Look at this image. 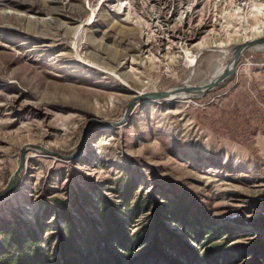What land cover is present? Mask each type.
<instances>
[{"label": "rangeland", "instance_id": "obj_1", "mask_svg": "<svg viewBox=\"0 0 264 264\" xmlns=\"http://www.w3.org/2000/svg\"><path fill=\"white\" fill-rule=\"evenodd\" d=\"M6 12L23 16L0 18V218L51 222V234L43 203L57 197L101 223L97 193L118 201L128 182L145 195L185 194L192 217L249 236H228L230 249L256 238L264 51H245L203 96L189 91L264 38V0H23L2 4ZM163 92L113 125L132 100ZM137 221L133 231L146 223ZM165 226L204 250L179 222Z\"/></svg>", "mask_w": 264, "mask_h": 264}, {"label": "trees", "instance_id": "obj_2", "mask_svg": "<svg viewBox=\"0 0 264 264\" xmlns=\"http://www.w3.org/2000/svg\"><path fill=\"white\" fill-rule=\"evenodd\" d=\"M126 183L116 193L118 201L97 193L92 214L101 223L79 203L57 197L43 203L46 215L56 220L57 230L51 234L47 230L51 222L37 219L33 225L17 215L11 220L0 218V264H264V212L252 222L256 238L241 250L230 249L224 240L228 236H249L234 235L231 224L192 217L185 194L155 197L138 192L137 184ZM75 205L76 216L71 210ZM142 217L145 225L133 231ZM166 220L179 222L204 250L167 228Z\"/></svg>", "mask_w": 264, "mask_h": 264}, {"label": "water", "instance_id": "obj_3", "mask_svg": "<svg viewBox=\"0 0 264 264\" xmlns=\"http://www.w3.org/2000/svg\"><path fill=\"white\" fill-rule=\"evenodd\" d=\"M262 43H264V38L257 39V40H255L253 42H249V43L242 44L237 49V51L235 53V58H234V61L232 63V69H230L227 72H225L223 74V76L216 83H213V84L209 85L208 87H206L204 89H200L199 91L202 92V95L201 96H203L204 94H206L207 92H209L210 90H212L213 88H215L219 83H222L223 81H225L226 79H228L229 77H231L234 74L235 69H236V66L239 63V60L243 56L244 52L247 49H249L251 46H253L255 44H262ZM165 95H166L165 92L159 93V94H153V95L152 94H147V95H143V96H140V97L132 100L131 103L128 105L127 109H126V113H125L124 119L121 122L113 123V125L122 124L130 116L131 111H132L134 105L137 103V101L144 100V99H148V98L162 100V99L165 98ZM15 183H16V175L14 177H12L11 183H10L9 188L7 189L6 192H9L13 188V186H15Z\"/></svg>", "mask_w": 264, "mask_h": 264}, {"label": "bare ground", "instance_id": "obj_4", "mask_svg": "<svg viewBox=\"0 0 264 264\" xmlns=\"http://www.w3.org/2000/svg\"><path fill=\"white\" fill-rule=\"evenodd\" d=\"M14 1V2H13ZM23 3V0H5V4H9L10 5V3H14V4H18L19 5V3ZM4 3H1L0 2V6L2 5V4H4ZM3 16L5 17H7V18H11V17H16V16H23V15H21V14H16V12H6L5 14H3V13H0V18L2 17L3 18ZM5 17V18H6ZM17 18V17H16ZM241 46V45H240ZM239 46V47H240ZM239 47H237L234 51L232 50L231 51V53L233 52V57L235 58V53H236V51H237V49L239 48ZM250 50H256V51H264V43H262V44H255V45H253V46H251L250 48H249ZM248 50V49H247ZM246 50V51H247ZM225 52V51H224ZM234 58L232 59V62H231V64L228 66V67H226V68H223V67H220L214 74H213V76L211 77V79H210V81L208 82V83H206L203 87H201L200 89H204V88H206V87H208L209 85H211V84H213V83H216L222 76H223V74L225 73V72H227L228 70H230V69H232V63H233V61H234ZM192 77L190 76V79H189V84L188 83H186L184 86H182V88H181V90L182 91H184V92H186L187 90H190V89H188V88H191L189 85H190V81L192 80L191 79ZM193 89V88H192ZM200 89H198L197 91H196V89L194 88V91H189L191 94H193V97H195V98H199V97H201V95H202V92L201 91H199ZM171 96H172V94L171 95H167L166 96V100H168V99H171Z\"/></svg>", "mask_w": 264, "mask_h": 264}]
</instances>
